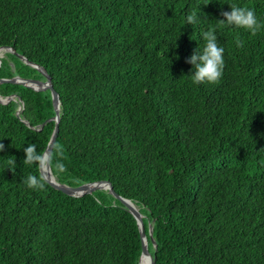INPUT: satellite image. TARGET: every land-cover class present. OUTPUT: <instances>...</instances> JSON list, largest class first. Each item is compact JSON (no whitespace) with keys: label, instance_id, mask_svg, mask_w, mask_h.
<instances>
[{"label":"trees","instance_id":"16d2710c","mask_svg":"<svg viewBox=\"0 0 264 264\" xmlns=\"http://www.w3.org/2000/svg\"><path fill=\"white\" fill-rule=\"evenodd\" d=\"M232 5L261 30L217 29L222 77L194 85L186 60ZM0 48V78L44 73L58 95L55 181L108 182L155 264H264V0H0ZM0 100V264H138L136 221L108 190L68 196L23 164L50 140L51 93L3 83Z\"/></svg>","mask_w":264,"mask_h":264},{"label":"clouds","instance_id":"9594fccd","mask_svg":"<svg viewBox=\"0 0 264 264\" xmlns=\"http://www.w3.org/2000/svg\"><path fill=\"white\" fill-rule=\"evenodd\" d=\"M229 8V11L221 13L222 19L215 20V25L202 31L200 38L203 41V47L199 49L197 47L186 60V63L191 65L187 76L190 77L194 85L202 83L213 85L218 83L222 77L225 49L218 44L217 29H242L253 36L261 30V23L258 21L254 10L237 5H232ZM199 15V6H197L185 16L183 23L191 26L199 25L202 22ZM238 46H240L239 42ZM3 150L4 145L0 144V152ZM23 152L24 159L22 162L25 165L39 166L44 164L48 167H54L57 174L66 170L65 164L61 160H53L50 155L46 156L44 152L38 150L36 144L24 145ZM9 163L15 166L14 159L10 160ZM23 183L34 191L41 190L45 186L41 177L31 173L27 175Z\"/></svg>","mask_w":264,"mask_h":264},{"label":"water","instance_id":"95a60500","mask_svg":"<svg viewBox=\"0 0 264 264\" xmlns=\"http://www.w3.org/2000/svg\"><path fill=\"white\" fill-rule=\"evenodd\" d=\"M1 51H3L2 48H0V52ZM7 51H11V50L8 48ZM11 52L14 53L13 51H11ZM18 57L25 64L32 66V67L39 70V68L36 65L28 62L24 57H22V56H18ZM0 58H2V55H0ZM43 75H44L43 80L42 79H35L32 77H13L11 79L0 78V84L8 83V84L23 85L27 88L34 90V91H49L51 93L53 117L49 118L47 121H53L54 122V129H53V132L51 134L50 140L47 144V147L44 151L45 155L49 156L51 154V151H52L55 139H56V135L58 132L60 102H59L57 93L52 88L50 78L47 75H45L44 73H43ZM0 102L5 103L7 101L6 100H0ZM39 170H40V173H41L43 179L49 185H51L54 189L66 194L68 196L81 197V196L86 195V194H91L92 192H94L96 190H108L112 194L113 197L118 199L126 207V209L131 213V215L134 217V219L136 221L138 231L140 234V241H141V255L139 257L138 264H140V261L143 258H148L149 264H155L154 257H152L151 254L147 250V237H146L145 229H144L143 222H142V215L138 212V209L129 200H126V199L119 197L113 191L112 186L108 182L99 181V182L83 184V185L78 186V187H68L65 185L58 184L55 181L54 177L51 174L50 167H48L44 164H41V165H39ZM148 236L154 245V242L152 240V228H151V226L148 227Z\"/></svg>","mask_w":264,"mask_h":264},{"label":"bare ground","instance_id":"6f19581e","mask_svg":"<svg viewBox=\"0 0 264 264\" xmlns=\"http://www.w3.org/2000/svg\"><path fill=\"white\" fill-rule=\"evenodd\" d=\"M140 264H149V259L148 258L141 259Z\"/></svg>","mask_w":264,"mask_h":264},{"label":"rangeland","instance_id":"374dc122","mask_svg":"<svg viewBox=\"0 0 264 264\" xmlns=\"http://www.w3.org/2000/svg\"><path fill=\"white\" fill-rule=\"evenodd\" d=\"M6 51H7V49H3V51L0 52V55H3V53H5Z\"/></svg>","mask_w":264,"mask_h":264}]
</instances>
